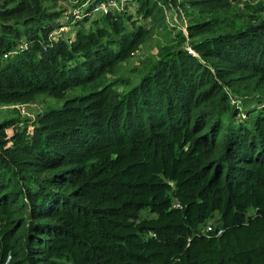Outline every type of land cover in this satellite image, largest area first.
Returning a JSON list of instances; mask_svg holds the SVG:
<instances>
[{"label": "trees", "instance_id": "trees-1", "mask_svg": "<svg viewBox=\"0 0 264 264\" xmlns=\"http://www.w3.org/2000/svg\"><path fill=\"white\" fill-rule=\"evenodd\" d=\"M105 1L0 0V264H264V0Z\"/></svg>", "mask_w": 264, "mask_h": 264}, {"label": "built area", "instance_id": "built-area-1", "mask_svg": "<svg viewBox=\"0 0 264 264\" xmlns=\"http://www.w3.org/2000/svg\"><path fill=\"white\" fill-rule=\"evenodd\" d=\"M133 0H107L101 4H99L98 6L94 7L93 10L87 14V5H84V6H79L78 8H75L74 6L68 8L69 10L66 12V17L68 16V19H75V20H81L82 17H84L85 15L86 16H95L97 14H100V13H108L110 10H113V9H123L126 5L130 4ZM73 4L77 5L76 2H74ZM81 8V9H79ZM84 15V16H83ZM174 17H178L177 15L174 16ZM171 18V17H169ZM169 18H168V23L171 25V26H175L173 23H170L169 22ZM180 19H182V23H183V28L182 30L184 32H186V28H187V21H186V18L184 16H181V17H178ZM180 23V26L181 24ZM67 31H69L68 29H65V28H60L58 31L52 33L50 35V39L53 40L57 37H60L62 36L63 34H65ZM11 54H6L4 57L6 59L9 58ZM35 107L37 108L36 105H19V106H16V108L20 111V113L22 114V116H25V117H29V118H34V112L32 111V108ZM206 230L203 231V233H205ZM222 233H218V236H220Z\"/></svg>", "mask_w": 264, "mask_h": 264}, {"label": "rangeland", "instance_id": "rangeland-1", "mask_svg": "<svg viewBox=\"0 0 264 264\" xmlns=\"http://www.w3.org/2000/svg\"><path fill=\"white\" fill-rule=\"evenodd\" d=\"M70 3H73L72 1H70ZM171 18H169V22L173 23L175 26L180 25V23H182V19L178 18V17H174V15L170 16ZM156 39H154L153 41H151L147 46L146 49H144V52L146 55H150L152 52H154L156 49ZM143 52V54H144ZM142 54V55H143ZM141 55V56H142ZM130 63H132V61H130ZM135 85V84H134ZM132 85V87L134 86ZM131 88V87H128ZM79 94H81V90L80 89H76L74 91H70L66 94V96L62 99H53L50 98L46 95H43L41 97H39L38 99V105L41 108V111H50V110H56V109H61L65 102L71 98H74L76 96H79ZM35 108V107H33ZM32 108V109H33ZM17 115L16 112L10 110V109H4V108H0V124L3 123L6 120H9L13 117H15Z\"/></svg>", "mask_w": 264, "mask_h": 264}]
</instances>
